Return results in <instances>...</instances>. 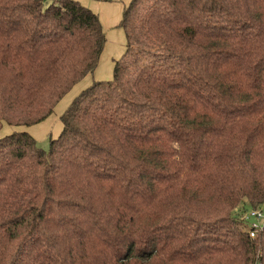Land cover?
Segmentation results:
<instances>
[{
	"label": "trees",
	"instance_id": "1",
	"mask_svg": "<svg viewBox=\"0 0 264 264\" xmlns=\"http://www.w3.org/2000/svg\"><path fill=\"white\" fill-rule=\"evenodd\" d=\"M0 0V132L98 68L77 0ZM47 4V5H46ZM126 48L48 152L0 138V264H264V0H132Z\"/></svg>",
	"mask_w": 264,
	"mask_h": 264
},
{
	"label": "rangeland",
	"instance_id": "2",
	"mask_svg": "<svg viewBox=\"0 0 264 264\" xmlns=\"http://www.w3.org/2000/svg\"><path fill=\"white\" fill-rule=\"evenodd\" d=\"M49 1L50 0H48L47 2ZM77 1H79L85 7H86L85 4L91 5L92 3L98 2L97 0H77ZM104 3H110V2H104ZM86 8L90 9L89 7H86ZM101 10H102V20L103 21L101 19L100 20H101V23L103 25V28L106 34L107 43L103 51V54L100 58L98 68L101 69V72H100L101 77H108V78H104L101 81H108V80L111 81L114 76L115 62L122 58L125 52V48H126V35H125L124 30L119 27L122 17H123L124 9L122 11L121 7H119L118 5L104 4ZM96 14H98L100 17L99 13H96ZM95 74H96V71L93 74L89 75L87 80L83 82L84 84H82V86L77 88L73 92V94H71L65 100L63 98L62 101H60L62 103L60 102L58 103V105L56 106L54 110V113L51 116V119L46 124V127L49 126L50 129L48 132H46L45 135H43L44 132L42 131L45 128L44 125L41 128H36L39 125L32 126V127L4 126L2 131L0 132V138L6 135L12 134L14 132L25 131L31 134L30 129L33 132H36L37 130H39V133L41 132L43 133H41V135L37 137L36 139L38 142V146L44 151L48 152L50 149L51 140L58 138L61 132L63 131V124L61 122V116L65 113V111L67 110L66 108H68L69 105H67L65 108L64 106L69 102L72 103L84 90H86L94 82H96L95 80H99L95 78ZM84 86H85V89L81 91V93H78L77 91L80 90ZM74 95L76 97L71 101ZM63 108L65 111H62ZM262 211L264 212V207L262 208Z\"/></svg>",
	"mask_w": 264,
	"mask_h": 264
},
{
	"label": "crops",
	"instance_id": "3",
	"mask_svg": "<svg viewBox=\"0 0 264 264\" xmlns=\"http://www.w3.org/2000/svg\"><path fill=\"white\" fill-rule=\"evenodd\" d=\"M98 2L96 3H92L91 5H88V4H85L86 5V7H89L92 11H94V12H96V13H99L100 14V19L102 20V8H103V6H104V4H109V5H118L119 7H121V10L123 11V9L125 10L128 6H129V4L132 2V0H97ZM131 1V2H130ZM104 2H110V3H104ZM103 21V20H102ZM100 72H101V69H99V68H97V70H96V74H95V78H97V79H99V80H95V81H101V80H103L104 78H108V77H101L100 75ZM87 78H88V76L85 78V79H83L80 83H78L65 97H64V100L67 98V97H69L71 94H73V92L77 89V88H79L80 86H82V84H84L83 82H85L86 80H87ZM109 81V80H108ZM85 89V86L84 87H82L80 90H78L77 92L78 93H81V91H83ZM76 96L74 95L73 97H72V99H71V101L75 98ZM60 103H62V102H60ZM67 105H71V103L69 102V103H67L65 106H64V108L67 106ZM64 108H63V110L62 111H65L64 110ZM67 109V108H66ZM62 113V112H61ZM51 119V117L50 118H48L45 122H43V124H39V126L38 125H36V126H38V127H36V128H41L43 125H44V129L42 130L43 132H44V134L43 135H45L46 134V132H48L49 131V129H50V127L49 126H47L46 127V124L49 122V120ZM43 132H41V133H43ZM30 133L32 134V136L35 138V139H37V137H39L40 135H41V133H39V130H37L36 132H33L31 129H30Z\"/></svg>",
	"mask_w": 264,
	"mask_h": 264
},
{
	"label": "built area",
	"instance_id": "4",
	"mask_svg": "<svg viewBox=\"0 0 264 264\" xmlns=\"http://www.w3.org/2000/svg\"><path fill=\"white\" fill-rule=\"evenodd\" d=\"M245 220L250 227V235L255 238L256 235L264 228V212L261 210H252L245 216Z\"/></svg>",
	"mask_w": 264,
	"mask_h": 264
}]
</instances>
